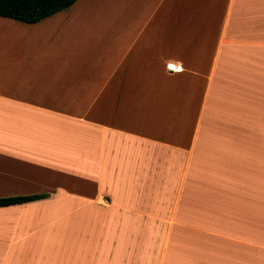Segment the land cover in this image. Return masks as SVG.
<instances>
[{
	"label": "crops",
	"instance_id": "obj_1",
	"mask_svg": "<svg viewBox=\"0 0 264 264\" xmlns=\"http://www.w3.org/2000/svg\"><path fill=\"white\" fill-rule=\"evenodd\" d=\"M0 172V264H264V0L0 17Z\"/></svg>",
	"mask_w": 264,
	"mask_h": 264
},
{
	"label": "trees",
	"instance_id": "obj_2",
	"mask_svg": "<svg viewBox=\"0 0 264 264\" xmlns=\"http://www.w3.org/2000/svg\"><path fill=\"white\" fill-rule=\"evenodd\" d=\"M78 0H0V17L28 24L38 23L73 6ZM49 194L0 197V208L48 199Z\"/></svg>",
	"mask_w": 264,
	"mask_h": 264
},
{
	"label": "rangeland",
	"instance_id": "obj_3",
	"mask_svg": "<svg viewBox=\"0 0 264 264\" xmlns=\"http://www.w3.org/2000/svg\"><path fill=\"white\" fill-rule=\"evenodd\" d=\"M3 180V182H2ZM6 175L4 172H0V197L1 196H8V195H12L16 190L13 188H8L6 186ZM1 182L3 183V185H1Z\"/></svg>",
	"mask_w": 264,
	"mask_h": 264
},
{
	"label": "built area",
	"instance_id": "obj_4",
	"mask_svg": "<svg viewBox=\"0 0 264 264\" xmlns=\"http://www.w3.org/2000/svg\"><path fill=\"white\" fill-rule=\"evenodd\" d=\"M170 68H172V66H169Z\"/></svg>",
	"mask_w": 264,
	"mask_h": 264
}]
</instances>
